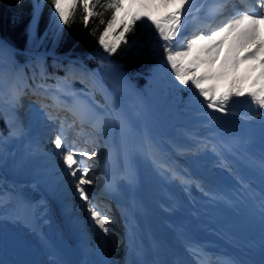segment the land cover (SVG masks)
Listing matches in <instances>:
<instances>
[{
	"label": "bare ground",
	"instance_id": "bare-ground-1",
	"mask_svg": "<svg viewBox=\"0 0 264 264\" xmlns=\"http://www.w3.org/2000/svg\"><path fill=\"white\" fill-rule=\"evenodd\" d=\"M227 1L228 0H195V7L198 8L199 11H194V19H190L187 22V30L197 25L203 26L210 20L213 23L215 19L221 16L223 8L225 7L224 5L226 4L225 2ZM232 1L235 0H229V2ZM256 2V10L259 11V0H256ZM157 3H159V0H157ZM237 3H239V1ZM204 18H207V22L204 21ZM262 26V33H264V25L262 24ZM186 32L182 30V36L185 35ZM5 57L6 56H4V58ZM101 83L108 87L106 90H108L110 108L116 113L117 119L119 118L120 120L121 118L124 120L125 123L121 125V127L128 130L134 145L132 155L134 171L132 167L126 164H123L121 171L125 176V180L128 179V190L130 191L131 188L140 190L141 199L139 204L143 208L144 217L146 216V228L151 230V232L147 234L149 238L148 241L151 246L155 245L160 252L155 258V264H190L185 256L186 251L199 253L198 247L200 245L208 250V257L214 263L248 264L249 258L246 257L247 254L254 253L257 248L262 245L263 240L259 235L251 233L247 225L239 222L230 206L223 202L224 194L220 188L229 186L230 183H236L240 186L241 181L245 180L257 185L258 189L264 191V158H262L259 163V168H255V175L250 176L246 174L242 167L236 165L233 167L227 164L222 166L220 162L217 163L218 169L213 171L210 167L213 164L212 160H214V156L210 153L205 155L202 153L200 156L201 159L199 160L201 164L193 163L188 158L180 161L184 167L181 173L185 176L182 178L180 177L181 179H173L161 171L162 161H167L170 166L176 162L173 161L171 155L165 151L166 147L162 144L161 137L158 136V132L155 129L157 118L155 115H149L148 113L146 95L131 86L121 89L115 85L110 87L104 78H102ZM166 86L163 87L160 84V78H158L153 92L158 93ZM74 90L76 91V89ZM72 91V88L65 86L63 83V85L56 90L54 95L60 102L67 101L69 103H74L80 101L85 106L89 107L90 110H94L93 107H90V99L85 94L81 92L73 93ZM195 97L203 99L196 94ZM228 109L234 110L236 114H260L264 116V110L258 109L257 106L251 104L247 98H234V101L229 104ZM1 110L6 113V120L11 123V108L8 105V101L4 100ZM101 114L100 111L97 112V115ZM44 119L45 116L43 113L35 111L26 117L25 131L22 130L20 132L17 130V136L10 137L0 142V149L4 147L13 151L10 153L12 155H6L5 157L12 163L10 164L8 161L10 164L8 171L14 173L18 178L26 179L33 177L32 174L35 163L32 161L33 158L27 154V149L34 142L32 131L36 128L35 126L41 124ZM165 126L164 137L168 136L177 142L179 141V145L182 146L181 149L194 148V144L196 141L199 142L202 135L205 137L200 144L207 145L210 143V138H208L210 135L208 132H210L211 128L206 126V123L199 124V127L196 129L193 128L194 132L190 128L170 130L172 125ZM239 129L253 132V126L247 122L240 123ZM193 138L196 140H193ZM252 140L255 141L254 139ZM259 145L262 147L260 151L264 153V125L262 124L259 125ZM204 148L206 149L205 146ZM76 149L85 150L89 149V146L84 142L76 146ZM42 152L43 153L40 154L41 157H39L40 160L54 161V159L57 158V153L47 155L45 150ZM217 158L220 159L219 157ZM3 161L5 162L6 160L3 159ZM17 161H19L18 166H12L15 165ZM54 183L55 185L50 188L48 187L49 195H52L50 192L59 189L60 186L64 184L63 177L55 180ZM59 195L64 196L62 192ZM75 195L78 196V193L74 192V196ZM118 195L119 193H116L115 198L116 201H120V203H118L120 205L124 196L119 198ZM191 200L198 203L197 208L190 206ZM55 201L62 207L66 206L65 199L60 196H58ZM75 202L77 204L80 203V199H75ZM133 203L132 205H135ZM122 208L121 205L120 210H122ZM77 209L84 212L86 221L88 220V222L94 224L92 218L82 204ZM31 211L34 212L33 210ZM31 211L24 216L23 221H20V223H28L29 225L34 224L35 218H33ZM23 213L25 214L26 210ZM8 221V217L0 219V227L4 224H10ZM9 226L13 228V226ZM95 227L96 229L98 228L97 226ZM98 231V238L95 239L98 240V243H96L98 248L97 259L90 254L84 255L83 252L79 251V253H75V255L79 257L78 264H95L96 262L100 264L103 256L100 255L99 252L104 251V249L108 252V258L105 260V263L114 264L110 259L115 254L113 252V246L115 245L114 241L106 237L107 235L103 234L101 230ZM142 242L144 243L145 240H142ZM82 244L86 245L84 242H82ZM64 246L63 256L67 260L74 254H72V247H70L71 243L65 244ZM35 255L36 263L42 264L41 262L43 261L38 259L37 254ZM66 262H68V260ZM0 264L6 263L0 261ZM68 264L73 263L69 262Z\"/></svg>",
	"mask_w": 264,
	"mask_h": 264
},
{
	"label": "rangeland",
	"instance_id": "rangeland-1",
	"mask_svg": "<svg viewBox=\"0 0 264 264\" xmlns=\"http://www.w3.org/2000/svg\"><path fill=\"white\" fill-rule=\"evenodd\" d=\"M37 6L38 5L35 3V5H34L35 9H34V13H33L34 18L36 17ZM154 14H157V13H154ZM34 18L31 20V28H33V25L35 22ZM51 20L53 21L54 24H56L55 25L56 29L60 28V27H58L56 21L54 20L53 14H52ZM260 30L262 33V30H263L262 25H261ZM184 42L187 43V41H184ZM101 54H103L102 59L106 60L107 55L105 53H101ZM4 56H6V57L4 58ZM89 57H95V56H93V55L92 56H86V58H84V59L81 56H75V55L56 56L52 53L45 52L43 49L38 50V51L33 52V53L29 51V52H27L21 56H18L17 51L9 49L6 46L5 42L0 41V92H2L3 95H5V96L0 95V105H2V101H1L2 98H4V100L7 99V101H9V102H11L12 99H13V101L15 100L17 102L18 101L17 98H19L20 93H23V94H25V96H27V98H24L25 99L24 106L27 105V103L30 101V99H36V101L41 100L40 102H44V101L49 100L52 103L53 102L55 103L56 110L62 111V109H65L66 107H68V109L73 113V115L75 114L82 121L83 124H78L76 126L75 130H72L70 132L69 129L71 126V122H73V121L76 122L78 120V118L73 117V120H71V117L68 114L62 113V114H57V116H54V119L51 118L50 121L48 120L50 125H48V122H47L46 124H43L41 126H39V125L35 126L36 128L32 131V136H34L35 142H33L34 145L31 146V148L29 150V154H31V156L33 158L32 161L35 163V166L38 165V161H42V160L37 159V157H36L37 150L35 148L42 146V147H39L40 149L38 148L40 154L43 153L42 152L43 150H45V151L46 150L47 151H51V150L56 151L57 149H55L53 141H54L57 134H59L60 132H63L64 138H65L64 139V147L59 150L60 159L59 160H57L56 158L54 159V161L57 160L56 161L57 164L50 163L52 161L44 160L47 162V164L50 163L51 168L50 169L46 168V169H42V170L35 168L36 169L35 174H37V175L45 174V176L47 178L46 179L47 183H48V181H54L57 178L61 177V175H63L64 181H65L64 185H62L63 187L60 186L61 189L60 188H59V190L57 189L58 191L56 189L53 190V192H50V193H52V195H49V196H53V193L55 191L57 192V194L62 192L64 194V196L61 195L60 197L65 199V202L68 206L67 209H69L70 212H72V213H73V211L78 210L79 211L78 215H80V216L77 215L78 216L77 221L79 223H81L80 220H84V218L86 216L84 215V213H81L79 209H77L79 206H81L82 202L80 201V203L75 204V199L78 198L77 195H75L76 197L74 196V192L77 193L75 190L76 180H75V178L68 175L67 172H65L68 170L63 163V155L69 149L74 147L77 143H80L84 138L87 139L89 145L91 146V150H88L89 152L96 151V150L103 152L104 156L99 157V161H96V160H98L97 156L92 157L91 160H88L87 157H79V158L82 160H86L87 162H92L91 164H89V163L88 164L91 166L92 173L95 174L94 176H95L96 182H95V185H92L91 187L90 186H86V187H90L91 192H93L94 190L99 192V196H96V197L94 196L95 202H97V199L98 200L102 199V200L107 201L103 206L100 204H98V205L103 207L108 212L112 213L113 218H112V222L109 224V227L111 229V232L115 233V236L114 235L113 236L119 240V244L117 245V248L114 252V253H116L115 261L117 262V264H119L122 261V254L121 253L123 251V246L125 244L124 240H123L124 234H125V229L129 226V228L137 231V233H136L137 242L136 243H137V245H139L136 248L137 254L139 253V250H141L143 248L141 245L144 244L145 246H148V244H146L147 243L146 242V239H147L146 238V235H147L146 232L147 231H146L144 225H142L143 222H141V219L138 216H136L138 213V211H137L138 209L135 210L136 209L134 207L135 205H132V203L134 201L135 202L133 204H135L137 202L136 200H134L132 202L128 199L129 197L126 198L127 196H124V199L126 198V200H125V205H126L125 212H126L127 216L124 218H121V219H120L119 213L113 211V206L110 204V203H112V201L110 202V200H112V196H113L112 192L115 190L111 187V183H110L112 176H109L111 171H112V167H113L112 162H113V157H114V154H112V151L110 148V146L113 143L112 142V137H113L112 133L113 132H111V129H113L114 121L112 120L113 113L108 107V105L110 104L109 103L110 102L109 101V95L107 92L108 90H106V88H108V87L104 86L101 83V80H102V78H104L107 81L108 86L111 87V86L115 85L116 87L121 89L123 87L130 86V82H129L130 77L124 71L120 70V68H121L120 65L117 64L118 65V68H117L116 66H113V65L106 63V62H103L101 60H100V62L98 60V67L97 68L91 69L89 67L90 62H86V59ZM1 58H3V59H1ZM48 64L54 65L57 69V72L55 71L54 73H49L48 68H47ZM37 66H39L40 69H42V71H43L42 75L45 78L49 79L48 87H44V85H46V84H45V82H43V80H40V82H39L38 78L35 77L34 74H35ZM60 71L62 72L61 74H60ZM65 71H66V73H65ZM26 78H27V80H26ZM158 78H160V84L163 87L166 85L167 86L165 87L166 89L163 88L162 91H160V92L157 91L158 93H155V92H153V89L156 87V82H157ZM59 82H66V83H64L65 86L72 88V90H73V88L76 89V91L75 90L72 91L73 93H77V92L83 93L82 90L87 89V91L83 94H86L89 97V99H90L89 101L91 104L90 107L94 108L95 103L92 102V99L90 97L91 95H94V100H96V102L98 103V108H100L98 110H107L104 113L106 115V117L104 118V114L102 112H101L102 113L101 115H97L98 117H100V119H95L94 116L92 117L90 115H87L85 113V111H86L85 105L80 101H78L79 103H75L74 106L68 102H61V104H57V102L55 100H52V97H50V94H53V92H55V88L58 89ZM24 83L27 85L26 88L22 87V85ZM76 84L77 85L80 84V86H77ZM36 85H39V86H38V88L35 89V91L40 92L41 94L29 95V94L33 93L32 90L34 89V86H36ZM62 85H60L59 87H61ZM138 90H141L142 93L146 95V97L148 99V105L150 106L151 110L153 111V114H155V116L158 118V121L155 122L156 130H158V131L161 129L162 125L165 126V125L177 124L178 126L184 127L186 125V126L190 127V126L194 125V122H199L201 120H211L213 118L215 120L217 128L222 132L221 128L219 127L218 121H220V120L222 121L221 122L222 128H224L226 126V123L230 124V122H231V118H230L229 113H224L218 117V114L213 113L212 111H209L210 109H208L206 107V103L203 101V99H199V98L195 97V93L193 92L191 87H185V86L179 85L178 81H176L174 79V76L171 74L170 69L165 67L163 61L158 66H156L151 72L148 73V75L145 77V84L142 87H138ZM164 98H167V99H164ZM29 104H32V102H30ZM37 107H38V109L45 111L48 115H50L51 112H53V110H54L53 108L49 109V108L43 107L41 105H39ZM87 108H88L87 110L89 112L94 111V110H90L89 107H87ZM22 109L23 108L21 107L20 104L16 105L15 107H12V111H11L12 122L11 123H9L8 121H7L8 123L6 122V118L4 117L2 111L0 110V118H1V120H0V139H4L7 136H11V134L13 132L12 128L14 127L13 125L14 124L16 125V123L18 124L16 127L20 126L19 129H24V125L26 127L25 119L22 121H18V122L16 121L17 118H20L22 116L21 115ZM34 109L35 108L29 109L27 107L25 112H27V111L29 112L30 110L32 111ZM198 111H204V112L200 116H195V113H197ZM149 114H150V112H149ZM101 118H103V119H101ZM114 119H115V121H118L119 118L117 119L116 115H115ZM255 119H257L258 123H259V119H260V121L262 123L263 118H259V116L258 117L256 116ZM122 120L123 119L120 118L119 122L121 123ZM94 121L97 123L94 124ZM158 122H160V123H158ZM12 123H13V125H12ZM201 123H203V122H199L197 125H199ZM47 125L49 126V129L51 130L50 137H46L48 132H49V129L47 130V127H48ZM92 127H94V129H92ZM226 128H227V130H229V129L234 130L231 127H226ZM89 129L91 130V132L89 134L82 132L84 130H89ZM121 129H122V131H124L123 128H121ZM25 130L26 129H24V131ZM80 130H82V131H80ZM98 132L100 133V134H98L99 135L98 140L93 141V138L95 137L94 134L98 133ZM102 132L105 134L104 136L102 135ZM164 141L165 142H163V143L165 145H167L168 147H170V142H168V139L166 138ZM94 142H96V144ZM97 143H99V144H97ZM224 143L228 147H231V145L227 139H224ZM113 145L115 147H118L115 144H113ZM1 149H3V150H1ZM1 149H0V175H1V177H10L9 175H13V174L12 173L7 174L6 170L7 171L9 170L10 164H12V163L10 162V160H7V158L5 156L6 155L7 156L12 155L10 153L13 151H11L10 149H6L4 147ZM4 150H5V152H4ZM81 150L83 151V149L76 150V151H81ZM76 151H74V152H76ZM196 151H197V148L193 152L188 153V155L194 156L197 153ZM182 153H184V152H182ZM47 155H50V154H47ZM198 156H199V154H198ZM183 157H187V156H183ZM3 159L6 160L7 163H6V161L4 162ZM8 161L10 162V164ZM104 161L109 162L108 167H104V163H105ZM217 161H218V163L219 162L222 163L221 158L220 159L217 158ZM125 162L127 163V161H125ZM5 163L8 165H6ZM18 164H19V161H17L16 164L12 165V166H18ZM40 164L42 165L45 163L40 162ZM47 164H45L43 166H47ZM1 165H3L5 173L2 172L3 167ZM121 173H122V171H121ZM64 175H66V177H64ZM13 177H15V176L13 175ZM11 179H12V181L15 184V187L17 189H22L25 193L31 192V193L35 194V197H37V201H36L37 204L45 203L47 201V196L45 194V188L43 187V183L45 181L41 177L37 178L36 180L18 179L17 178V181H15L13 178H11ZM41 179H42V181H41ZM119 179H120L119 180V187H120L122 182H121L120 177H119ZM106 184H108L107 187H106ZM48 187L49 186H46V190H47V193L49 194L48 189L51 186L49 188ZM99 189L103 190L104 192L98 191ZM56 196L57 195H54L53 199H55ZM133 198L137 199V197L134 195H133ZM124 199H122V201ZM121 205L122 204H120V206ZM26 206H27V204H26ZM44 208H46V207H44ZM67 209L66 208L64 209V207H62V210L59 211V209L57 208V205H55V204H53L52 206H47V210H48L47 214H48V218H49L47 224L52 225L53 215H56V213L57 214L60 213L61 215L59 214V220L61 221V223L63 222L61 224V227H63L64 224H66L64 222L63 213L68 211ZM25 210H26V207H25ZM28 213L29 212H26L25 214L22 213L21 216L24 218V216H26ZM31 213L33 215V218H35L34 222H37L38 218L34 216V212L31 211ZM73 222H74V220H73ZM78 222H75L72 227L66 225L63 228H70V227L72 229H75V227L78 228L80 225ZM67 223H72V222L67 221ZM87 223L93 224L92 222L91 223L88 222V220H87ZM85 224H86V222H85ZM89 224H86V225L82 224L84 226L85 230H87V232H88L87 234L91 233V234H93L94 239H95V237L98 238L99 232L97 231L95 225L91 226ZM34 227H37V224H34ZM142 229H143V231H142ZM142 232L145 235H143ZM62 234H63L62 236L64 238L68 237V234L66 233V229H63ZM142 240L143 241L145 240V242L143 243ZM140 241H141V244H140ZM32 245H33V242H32ZM95 246L97 247V245H95ZM63 251H64V249H63ZM93 251H96V248H93ZM77 253H79V251H77ZM36 254H37V252H36ZM84 255H85V253H84ZM96 257H97V255H96ZM38 259L40 261L44 262L43 258H41V259L38 258ZM46 261H48V260L46 259ZM112 261H113V258H112Z\"/></svg>",
	"mask_w": 264,
	"mask_h": 264
},
{
	"label": "snow or ice",
	"instance_id": "snow-or-ice-1",
	"mask_svg": "<svg viewBox=\"0 0 264 264\" xmlns=\"http://www.w3.org/2000/svg\"><path fill=\"white\" fill-rule=\"evenodd\" d=\"M50 3L58 26H70L78 8L83 10L85 27L91 17L99 15L95 11L99 0H50ZM105 7L112 15L98 37V44L106 54H116L122 44L135 46L127 34L138 23L145 24L155 30L165 67L179 85L191 87L203 98L208 109L227 113L234 98H247L264 110V33L260 30L264 24V0H259V11L252 7L245 10L233 7V13L220 20L210 32L194 29L187 43L182 30L187 31V22L194 19V11H199L195 0H159V3L157 0H107ZM64 139L63 132L56 135L55 149L64 147ZM96 155L87 149L76 152L69 149L63 155V163L67 174L75 178L78 198L95 226L110 235L112 217L95 202L90 187H86L95 184V176L87 161L79 158L91 160Z\"/></svg>",
	"mask_w": 264,
	"mask_h": 264
},
{
	"label": "trees",
	"instance_id": "trees-1",
	"mask_svg": "<svg viewBox=\"0 0 264 264\" xmlns=\"http://www.w3.org/2000/svg\"><path fill=\"white\" fill-rule=\"evenodd\" d=\"M34 0H0V37L20 50L38 44L56 53L73 52L79 55L102 49L98 37L104 31L112 12L106 9L107 0H99L95 9L99 15L91 17L85 27L83 10L78 8L70 26H58L51 21L53 12L50 0H43L31 28ZM104 21V23H101ZM135 46L121 45L110 58L120 63L124 70L138 76L146 74L158 61L162 49L154 52L150 41L156 36L150 28L138 23L132 33L127 34ZM147 42V43H146Z\"/></svg>",
	"mask_w": 264,
	"mask_h": 264
},
{
	"label": "water",
	"instance_id": "water-1",
	"mask_svg": "<svg viewBox=\"0 0 264 264\" xmlns=\"http://www.w3.org/2000/svg\"><path fill=\"white\" fill-rule=\"evenodd\" d=\"M9 238V236L5 235L4 243H6V241H9ZM15 256L17 264H30V255L26 254L19 246L15 251Z\"/></svg>",
	"mask_w": 264,
	"mask_h": 264
}]
</instances>
